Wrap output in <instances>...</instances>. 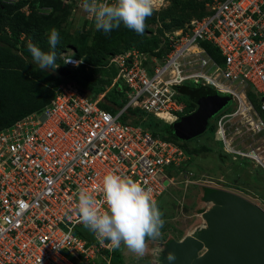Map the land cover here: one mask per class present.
Returning a JSON list of instances; mask_svg holds the SVG:
<instances>
[{"label":"built area","instance_id":"2783aa9c","mask_svg":"<svg viewBox=\"0 0 264 264\" xmlns=\"http://www.w3.org/2000/svg\"><path fill=\"white\" fill-rule=\"evenodd\" d=\"M201 2L205 14L170 32L158 57L144 62L130 50L111 59L128 89L116 114L98 106L102 95L92 99L75 84L60 83L42 109L0 131V264H79L70 259L79 256L87 263L106 250L110 242H95L77 210L80 190L105 210L100 186L106 173L131 178L155 200L161 195L163 168L176 167L185 153L141 123L122 121L127 108L170 124L184 114L177 100L184 86L208 87L234 104L215 117L224 147L228 126L239 115L252 134H264V0ZM68 59L64 64L76 69L80 61ZM248 89L255 107L245 97ZM255 199L250 202L260 207Z\"/></svg>","mask_w":264,"mask_h":264},{"label":"rangeland","instance_id":"374dc122","mask_svg":"<svg viewBox=\"0 0 264 264\" xmlns=\"http://www.w3.org/2000/svg\"><path fill=\"white\" fill-rule=\"evenodd\" d=\"M2 1L11 8L10 19L14 32L11 33L9 29L2 30L0 42L14 46L12 53L32 65L34 73L40 76L41 82L52 92L57 84L65 82L75 84L77 89L88 95L91 93L88 86L94 83V80L100 81L105 93L113 88L114 82H117L118 86L121 85L118 83L122 80L118 68L109 64L110 57L146 48L145 51L150 53L138 54V58L144 59V62L151 61V57L159 56L164 48L166 36L171 31L183 28L190 21L205 14L201 0H162L159 8L147 18L143 35L136 34L123 24L105 35L103 31L96 30L94 20L80 6L78 0H49V4L43 8L26 5L18 11L14 7L16 0ZM52 28H56L61 37V42L57 45V55H75L81 61L80 67L68 77L55 75L54 69H40L27 48L28 42L31 41L42 51H52L47 36ZM92 46L101 49L103 58L90 62L85 53L77 55L76 49ZM56 62L59 63L60 60ZM86 82L91 83L84 85ZM93 96L99 98L101 94ZM245 97L253 107L256 106L257 101L249 89L245 92ZM230 103L226 108L230 107ZM143 119L145 120L140 117V121ZM209 123H213V118ZM227 132L228 151H251L256 157L249 160L234 155L233 159V155L226 153L228 151L220 145V141H216L214 136L205 137L206 133L184 142L179 141V146L183 145L188 149L196 146L197 152L184 154V160L176 167L163 168L165 189L156 202L163 213L165 224L159 239L146 241L147 252L144 256L137 257L121 245L117 248V263L113 260L115 253L111 254V246L107 247L106 254L100 252L87 263L80 256L70 259L79 264H158L159 255L167 240L180 241L203 224L201 214L209 207L202 198L207 186L219 185L215 186L216 189H224L241 196L257 197L255 201L264 210V134H252V130L240 115L232 120ZM224 151L229 155L221 159ZM217 180L224 182L226 188H222ZM95 242L101 241L95 239Z\"/></svg>","mask_w":264,"mask_h":264},{"label":"clouds","instance_id":"9594fccd","mask_svg":"<svg viewBox=\"0 0 264 264\" xmlns=\"http://www.w3.org/2000/svg\"><path fill=\"white\" fill-rule=\"evenodd\" d=\"M78 2L80 6L83 7L84 10L89 14V17L94 20L96 30L103 31L105 35L109 34L114 29L119 28L121 24H123V26L127 29L134 31L136 34L143 35L146 28L147 18L150 17L153 12L159 8L162 0H115L114 3H100L99 0H78ZM47 36L48 44L53 49L52 51H42L40 47L33 44L31 41L28 42L27 48L32 56L33 61L38 65L40 69H54L55 75L59 77H68L70 73L75 71L80 66L81 61L75 55L62 54L59 57L60 62L57 64V54L54 49L61 42L60 33L56 28H52L48 32ZM135 51H137L138 54H143V51ZM119 55H122V53L110 57L109 64L111 63L112 65H114L113 62H111V59ZM65 57L79 60L80 63L78 67L73 70L67 67L64 63H69L70 61L68 58H66L63 63V59ZM59 68L68 71V75H61L58 71ZM116 83L117 82H114L113 84L116 85ZM118 83L123 85V80L118 81ZM188 85L189 84H187L186 86ZM177 100L182 102L184 114L179 116L176 121L170 124L178 122L180 118L193 113L196 109L195 103L194 107L190 111H188L187 114H185L187 109V102L183 100L181 94L177 97ZM229 102L231 101L229 100ZM224 108H226V106ZM224 108H222L221 110H223ZM220 111H218L217 113H219ZM216 114H214V116H212L211 118H213L215 128L213 136L214 139L219 142L220 139H218L215 134ZM209 120L207 121V123L209 122ZM11 126L12 125L4 129L10 128ZM220 145H223L221 141ZM188 150L190 151L191 149ZM225 150L228 151L226 148ZM226 151H224L223 153L225 155H233L232 158H234V155H237L231 153L230 151ZM225 152L229 154H226ZM217 182L221 186H224V182L220 180H217ZM215 186L219 185H214L212 187ZM100 190L103 195V203L106 205V208L103 211L101 210L100 203L97 202L92 193L85 190H80L78 192L77 210L80 223H82L83 226L89 231L94 233L97 239H100L101 241L108 240L112 248H119L121 247V245H123L130 253L136 255L137 257L144 256L147 252L146 241H155L159 239L162 235L161 229L165 224L163 213L160 211L156 200L153 198L151 190L145 189L143 186H141V184L134 182L127 176H121L113 172L106 173L103 176ZM242 197L250 202L251 196ZM166 259L169 262H173L175 261L176 257L173 253H168Z\"/></svg>","mask_w":264,"mask_h":264},{"label":"water","instance_id":"95a60500","mask_svg":"<svg viewBox=\"0 0 264 264\" xmlns=\"http://www.w3.org/2000/svg\"><path fill=\"white\" fill-rule=\"evenodd\" d=\"M58 71L63 76L69 73ZM228 103V97L213 91L201 96L195 111L175 123L174 137L187 141L202 134L207 121ZM204 201L209 207L201 214L203 224L163 247L158 264H264V211L223 189L211 190ZM168 253L175 255V261H167Z\"/></svg>","mask_w":264,"mask_h":264},{"label":"trees","instance_id":"16d2710c","mask_svg":"<svg viewBox=\"0 0 264 264\" xmlns=\"http://www.w3.org/2000/svg\"><path fill=\"white\" fill-rule=\"evenodd\" d=\"M49 4V0H16L14 4L15 9L18 11L20 8L29 5L31 7L43 8ZM11 8L0 0V32L4 29H9L11 33L14 32V27L10 19ZM46 47V45L44 46ZM207 49V52L213 57L214 52L208 46L204 45ZM14 46L9 45L3 41L0 42V130L12 125L17 119L22 118L26 114L31 112L39 111L42 107L52 98L53 92L45 87V84L41 82L40 76L34 73L32 65L26 63L22 57L16 56L12 53ZM146 48H139L138 50L143 53ZM59 47L56 46L55 52L57 54ZM77 55L86 54L89 61H98L100 58H103V52L100 48L95 46L76 49ZM147 54L150 52H146ZM153 53V52H151ZM102 56V57H101ZM57 60L59 62L60 58ZM58 64V63H57ZM80 67V66H79ZM78 67V68H79ZM77 68V69H78ZM76 69V70H77ZM75 70V71H76ZM94 83L86 82L84 85L89 84L90 94H86L92 99L95 97L93 94H101L102 98L98 101V106L108 113L114 115L119 109L125 104V97L128 89L126 86L113 84V88L105 93L103 92V86L99 80H94ZM211 92V89L208 87L188 85L185 86L180 94L185 102H187V109L185 114L188 113L193 107L197 100L205 95L206 93ZM96 99V98H95ZM230 107L227 110H234V104L230 103ZM139 117V120L137 118ZM140 117L143 118L144 114L137 108H127L124 113L121 115L122 121L128 122L132 125L141 123L143 129L150 132L153 137H158L166 141H170L175 145H178L179 142L173 135L174 124H166L161 122L158 119L152 117H146L145 120L140 121ZM130 119H135L134 121ZM214 122L207 123L206 130L203 133H206L205 137H212L214 134ZM199 137V136H198ZM181 146V145H180ZM184 153L189 154L192 152H197L196 146L191 148L189 151L185 146H181ZM202 150H198L201 152ZM221 159L225 157V154L220 156ZM225 186H222V188ZM226 188V187H225ZM216 187L207 186L204 188L202 198ZM257 198V197H256ZM172 240H167L163 247L167 246ZM112 253L117 254L118 249L113 248ZM107 250L101 251L102 254H106ZM113 256L114 262H118V254Z\"/></svg>","mask_w":264,"mask_h":264},{"label":"bare ground","instance_id":"6f19581e","mask_svg":"<svg viewBox=\"0 0 264 264\" xmlns=\"http://www.w3.org/2000/svg\"><path fill=\"white\" fill-rule=\"evenodd\" d=\"M241 102L243 103V101H242V100H241ZM226 145H227V143H225V148L227 149V146H226Z\"/></svg>","mask_w":264,"mask_h":264},{"label":"crops","instance_id":"0c3cea01","mask_svg":"<svg viewBox=\"0 0 264 264\" xmlns=\"http://www.w3.org/2000/svg\"><path fill=\"white\" fill-rule=\"evenodd\" d=\"M51 99H52V98H51ZM51 99H50V100H51ZM50 100H49V101H50ZM49 101H48V102H49ZM48 102H47V103H48ZM47 103H46V104H47ZM46 104H45V105H46Z\"/></svg>","mask_w":264,"mask_h":264},{"label":"flooded vegetation","instance_id":"af4514ba","mask_svg":"<svg viewBox=\"0 0 264 264\" xmlns=\"http://www.w3.org/2000/svg\"><path fill=\"white\" fill-rule=\"evenodd\" d=\"M234 159V158H233Z\"/></svg>","mask_w":264,"mask_h":264}]
</instances>
